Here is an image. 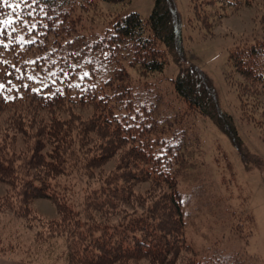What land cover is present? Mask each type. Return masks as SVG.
Instances as JSON below:
<instances>
[{"label":"trees","instance_id":"16d2710c","mask_svg":"<svg viewBox=\"0 0 264 264\" xmlns=\"http://www.w3.org/2000/svg\"><path fill=\"white\" fill-rule=\"evenodd\" d=\"M85 1L0 0V111L30 113L31 107L45 111L68 104L94 110L85 124L74 115L38 120L33 143H0V183L24 208L13 211L5 204L0 214L39 226L41 246L63 238L68 264H206L187 241L173 170L180 159L186 161L181 153L192 117L213 120L239 144L233 120L221 110L211 78L186 58L175 0H157L146 21L137 13L117 17L96 38L77 34ZM169 57L180 72L162 106L158 75ZM229 66L248 86L264 90V39L234 48ZM111 163L115 168L106 177ZM94 169L100 171L97 180ZM74 172L100 188L75 192L65 184ZM135 182L158 183L163 190L145 208ZM40 199L55 206L57 219L31 217ZM15 247L0 238V255Z\"/></svg>","mask_w":264,"mask_h":264},{"label":"rangeland","instance_id":"374dc122","mask_svg":"<svg viewBox=\"0 0 264 264\" xmlns=\"http://www.w3.org/2000/svg\"><path fill=\"white\" fill-rule=\"evenodd\" d=\"M156 1L106 3L86 0L79 16L73 15L79 23L77 34L91 33L94 38L101 37L111 21L132 13L146 21ZM234 2L175 0L186 58L213 81L220 108L232 118L240 143L234 144L213 120L200 115L192 117V128L185 126L184 132L188 147L181 153L186 161L180 159L173 172L179 183L187 241L196 259L206 264H264V90L261 86H248L229 66V54L234 48L264 39V0H239L238 7ZM179 72L176 62L169 57L164 72L158 75L164 83L160 105L165 106L163 94L171 99L172 80ZM158 76L154 78L159 79ZM102 83L104 80L99 86ZM29 110L30 113L13 109L0 111V143H17L18 146L33 143L30 136L39 130L37 122L41 119L54 116L67 119L74 115L85 124L94 114V110L84 104H68L45 111L31 107ZM169 121L173 123L174 119L170 116ZM114 165L107 166L103 175L107 177V171L114 169ZM99 172L94 169V179L100 177ZM82 174L74 172L63 182L77 193L100 188L98 182ZM154 184L135 182L133 186L140 195L138 201L145 208L150 206L151 197L163 190L161 185ZM19 201L11 188L9 192L8 187L0 183V208L7 204L11 210L21 211L24 208ZM132 207L141 206L132 202ZM32 208L33 219L38 216L46 223L58 218L55 206L48 200H37ZM38 221L31 223L40 225ZM25 223L11 213L0 214V238L6 246H16L15 251L0 255V264H68L63 238L41 246L36 240L39 226L32 228ZM44 231L41 235L46 237L48 232ZM221 259L225 263L218 261Z\"/></svg>","mask_w":264,"mask_h":264},{"label":"snow or ice","instance_id":"6c2138e0","mask_svg":"<svg viewBox=\"0 0 264 264\" xmlns=\"http://www.w3.org/2000/svg\"><path fill=\"white\" fill-rule=\"evenodd\" d=\"M0 87H2V85H0Z\"/></svg>","mask_w":264,"mask_h":264}]
</instances>
